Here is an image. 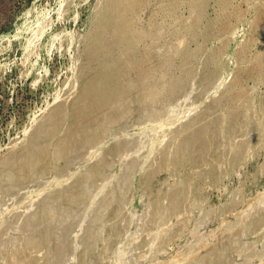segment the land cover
Listing matches in <instances>:
<instances>
[{
    "label": "rangeland",
    "instance_id": "rangeland-1",
    "mask_svg": "<svg viewBox=\"0 0 264 264\" xmlns=\"http://www.w3.org/2000/svg\"><path fill=\"white\" fill-rule=\"evenodd\" d=\"M104 1L0 0V236L3 241L15 240L16 234L23 239L32 236L42 239L40 232L42 229L35 230V221L40 217H48L49 211L46 215L39 212L40 207H43V210L46 208L40 205L47 203L48 195L57 189L68 187L79 174H82V171H87L95 161L105 156L108 172H106L103 188L93 191L91 201L83 209L86 214V220L82 224L83 231L75 230L69 236L67 243L86 250L92 247L91 241H85L84 233L88 229L87 225L91 226L89 222L94 217L97 202L102 195L113 192L120 185V178L130 173L131 190L128 188L127 191H131V196L127 201L124 215L128 224L125 225V236L114 239L113 244L112 240L108 243L109 250L106 251V248L102 246L103 248L101 247V250L97 252L89 251L87 260L90 259V261L87 264H92V260L93 263L97 260L98 264H101L99 263L101 261L102 264H132L130 254L136 243L138 242V245L141 240L149 238L147 252L144 251L140 255L141 251H136V263L133 264H175L178 261L180 264H191L190 262L203 264V259H206L204 264H210L208 263L211 252L209 250L213 246L234 247V251L232 250L229 256L231 261L228 262L229 264H264V221L257 225L256 229L250 226L253 220L251 216L254 213L262 212L264 215V138L260 143L249 147L245 161L247 164H241L232 176L219 180L216 188L212 187L209 177L203 178V181L201 180L203 190L206 191L204 190L203 201L201 199L202 206L195 207L193 199L189 200L186 211L182 215L181 213L176 214L177 216L173 215V219L170 217L171 219L164 224L160 233L158 230H150L143 226L149 192L138 184L141 171L136 170L133 173L129 171V163L139 162V166L143 168L144 164L152 161L168 143L169 132L182 124L184 120L189 122L192 120L191 117L198 115L199 120L197 119L194 123V127L198 128L217 116L216 112L209 113L205 109L207 104L209 105L212 97L228 94L229 87L235 81L240 84L235 90L246 94L245 97L250 103L251 118L259 124L264 117V111L261 110V104L264 103V77L260 81L253 76L244 78L239 76L245 71H250L254 61L264 54V31H261L257 25L260 18L264 16V0H186L174 10H167L162 0L158 2L152 0V6L150 5L134 19L135 31L147 30L150 22L165 24L171 29L164 36L165 38L136 41L139 47L136 46V49L144 52L152 42L157 46V51L165 48L175 49L178 46V40L174 33L179 26L175 27L173 20L177 18L187 20L195 13L200 14L199 30L203 33L215 24L216 37L207 41L199 38L190 42L188 45L190 59L184 66L179 65L176 72L169 76L177 77L184 72L191 73L187 69H194L199 64V57L205 53L222 51V60L217 61L219 82L215 92L210 94L206 92V96H202L203 98L189 105H185L186 101L181 103L166 118L151 113L150 108L140 109L139 105L134 103L132 114L121 119L114 128L107 129L106 135L101 142H97L96 148L72 151L56 160L50 157L45 165L50 166L51 170L50 167L46 169L44 177L39 179L41 183L33 180L18 184L13 180L15 166L21 160L17 154L24 151L27 145H33L35 136L41 128L46 132L51 126L53 127L49 118L60 103L74 102L83 85L82 73L88 68L99 67V64L93 66L89 62L86 51L98 25ZM202 4L203 8H199ZM155 12L160 14L155 17ZM187 37L192 38L189 35ZM124 51L126 52L125 49H121L120 53L123 54ZM165 80L166 78L163 82L166 84L162 85L168 87L170 81L168 78ZM205 87L203 82H197L193 87V94H198L200 89ZM241 102L240 99L237 104L240 105ZM226 110L227 108L223 106L220 114L222 115ZM186 118L189 121H186ZM69 123L71 125V122ZM67 127L68 125L64 124L62 129ZM259 130V128L256 129V132ZM57 133L59 139L56 142L59 143L67 138V136L62 138L59 131ZM122 140L134 146V152L125 153L123 158L107 156V149ZM206 164L208 165L207 162ZM206 164L204 167L201 166L203 170L208 169ZM63 169L68 171L60 174V170ZM183 173L189 174L191 171L185 169ZM182 176L164 171L155 180L153 190L157 193L163 192L169 182L180 180ZM10 191L19 192V194L13 199L9 196L5 197L4 195L9 194ZM46 211L47 208L44 213ZM213 213L218 215L214 216ZM180 220L183 222L180 223ZM13 221L14 225L8 228ZM177 222L179 226L187 222L184 228L189 229L187 232L186 229L181 231L183 233L178 232L177 236L172 238L177 240H174L175 243L172 239H170L172 241H166L167 230L169 229L170 233V228H178L179 226L175 225ZM109 225L110 221L103 223L105 228L103 233L106 238H112L106 233ZM172 230L175 231V228ZM52 231L55 235L54 228ZM55 236L60 241L63 239V232L60 230ZM199 236L202 239L198 238ZM195 237L198 241L194 240ZM160 240L165 241L161 243ZM148 251L155 254V257ZM48 252L54 260L53 263L60 264L57 260L55 262L54 247L51 246ZM66 253L68 258L64 264H76L78 253H71L69 248L66 249ZM35 255L42 259V253L36 252ZM2 257L1 251L0 259ZM109 257H112V260ZM100 259L103 260L100 261ZM3 262L5 261L0 260V264L7 263ZM216 264H227V262Z\"/></svg>",
    "mask_w": 264,
    "mask_h": 264
},
{
    "label": "bare ground",
    "instance_id": "bare-ground-1",
    "mask_svg": "<svg viewBox=\"0 0 264 264\" xmlns=\"http://www.w3.org/2000/svg\"><path fill=\"white\" fill-rule=\"evenodd\" d=\"M184 1L186 0H162L161 2L167 10H174ZM152 2V0H105L102 3L103 8L101 15H99L100 19L86 51V57H88L89 62L93 66L99 64V67L82 70L84 71L82 73L83 85L74 102L72 104L60 103L59 107L57 106L49 118L53 127L51 126L46 132L41 128L35 136L33 145H27L24 151L17 154L21 160L16 164L13 173V180L16 183L20 184L33 180L41 183L39 179L44 177L46 169L50 167L45 165L46 160L50 157H54L56 160L72 151H87L88 149L96 148L97 142L103 140L107 129L114 128L121 119L132 114L134 103H137L140 109L147 110L146 108H150L152 109L151 113L158 117L166 118L181 103L186 101L185 105H189L203 98L204 95L215 92L219 82L217 61L222 60V51L205 53V55L199 57V64L194 69H187L191 73L187 74L184 72L177 77L169 76L176 72L179 65L184 66L190 59L191 53L188 46L190 42L199 38H204L207 41L216 37L217 26L215 24H213L214 27L211 26L203 33L199 30L200 14L197 15L195 13L187 20L180 18L173 20V25L175 27L179 26L174 33L175 38L178 40V46L175 49L165 48L162 50L163 52L157 51V46L151 41L153 44L151 43V46L149 44V47L144 52L137 50L139 47L136 45V41L165 38L164 36L171 29L165 24L150 22L147 30L135 31L134 19L150 5L152 6ZM203 6V4L199 5V8H203ZM159 14L160 12H155L154 16L156 17ZM257 25L261 31H264V16L260 18ZM186 34L192 36V38L189 39ZM136 46L138 47L137 49ZM121 49H125L126 52L124 51L121 54ZM247 76H253L257 80L262 81L261 79L264 77V54H261L259 59L254 61L250 71L243 72L239 78ZM165 78L170 81L168 87L162 85L163 83L166 84V82H163ZM197 82H203L206 87L200 89L198 94H193V87ZM239 85V82L235 81L229 87L228 94L211 98L209 105L207 104L205 109L209 113L211 111L216 112L217 116L212 117L207 124L195 128L194 123L197 122V119L199 120V116L191 117V121L186 118V121L189 122L184 120L182 124L169 132L168 143L163 146V149L152 161L144 164L143 168L139 166V162L129 163V171L131 173L136 170L141 171L138 184L142 189L149 192V201L145 210L144 221L142 222L145 228L158 230L160 233L168 219H173L174 216H177L176 214L181 213L180 215H182L186 211V207L189 206L188 201L191 199H193L192 202L195 207H201L200 203L201 199H204L205 190H203L202 179L209 177L212 187L216 188L223 178L232 176L238 166L243 163L247 164L245 161L246 157H248L249 147L263 140L264 117L261 118L259 124L251 118L250 103L245 97L246 94L244 95L238 92L237 89L235 90ZM240 99L242 102L238 105L237 101ZM223 106L227 110L221 115L220 112ZM261 106V110L264 111V103ZM69 122H71V125ZM198 122L200 123V121ZM64 124H67L68 127L63 130L62 126ZM195 126L197 127V125ZM258 128L260 130L256 132ZM57 131L62 134V138L66 136L67 138L59 143L56 142L59 139ZM259 133L262 135H258ZM134 149V146L122 140L110 146L106 154L114 158H123L125 153L128 154ZM79 154H82V152H79ZM203 163L208 166V169L203 170L201 168ZM107 165V158L103 156L95 161L93 166L87 171H82V174H79L68 187L61 190L57 189L48 195L47 203L40 205H44L47 211L44 213L46 208L43 210V207H40L39 211L45 215L49 211L47 213L48 217H40L35 221V230L42 229L40 231L42 239L36 236L23 239L16 234L15 240L5 242L0 236V252L2 251L3 253V257L0 260H4L7 262L6 264H54V260H52L50 252H48L52 246L56 257L55 262L57 260L60 264L66 263L68 258H66V249L69 248L71 253H78L76 264H87L90 261V259L87 260L89 251L97 252L102 246L107 251L110 249L108 243L111 240L113 244L114 239L125 236V225L128 224V220L124 216L126 213L125 207L131 196V191H127L128 188L131 190L129 186L132 180L130 173L120 178V185L113 192L102 195L97 202L94 217L89 222L91 226L86 224L88 229L84 233L85 241H91L92 247L86 250L78 246L73 247V245H68L67 243L69 236L75 230H79L77 232L83 231L82 224L86 220V214L83 209L91 201L93 191L104 185L107 176L106 172H108ZM185 169H188L191 173L184 174L183 171ZM66 171L68 170H60V174H65ZM164 171L183 176L180 180L169 182L165 191L157 193L153 190V185L158 175ZM18 194L19 192L12 193L10 191L9 194L4 196H9L10 199H13ZM192 209L194 210V208ZM213 214L214 216L218 215V213ZM251 217L253 220L250 226L254 229L264 221L262 212L254 213ZM106 221H110V225L106 228V233L112 238L104 236L103 230L105 228L103 223ZM178 222L175 224L176 226H179ZM181 222L183 221L180 220ZM184 224H187V222H184ZM184 224L178 228L173 227L175 231L170 228L172 230H170V233L168 229V233L165 236L166 241H172V238L178 232L183 231V229H186L187 232L189 228H184L186 226ZM13 225L14 221L8 225V228ZM53 228L55 235L60 230L63 232L62 240H57L53 234ZM198 238H201V236ZM148 240H138L140 243L138 245V242L136 243L137 246L135 245L130 254L132 264L136 263V251L140 250L141 255L143 254L142 252L149 248ZM164 241L160 240L159 242L162 243ZM197 241L196 243H199ZM233 248V246L228 248L213 246L209 250L211 252L209 253L208 263L227 262L229 264L228 262H231L229 261V256L231 251H234ZM36 252L42 253V259L40 256L35 255ZM119 253L123 254V252ZM120 254L118 255L120 256ZM151 255L155 257V254ZM151 255L147 256L151 257ZM251 255L249 256L250 258ZM109 258L112 260V257ZM203 260L205 263L206 259ZM94 262L96 263L97 260H94ZM95 263L92 260V264ZM99 263L102 264L103 262ZM190 263L192 264V262ZM193 263L195 262L193 261ZM175 264H180V262L178 261Z\"/></svg>",
    "mask_w": 264,
    "mask_h": 264
}]
</instances>
